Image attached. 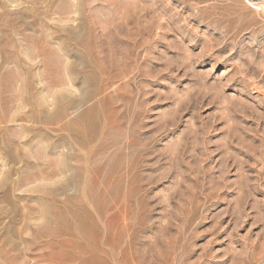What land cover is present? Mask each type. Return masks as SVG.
I'll return each mask as SVG.
<instances>
[{
    "label": "rangeland",
    "instance_id": "rangeland-1",
    "mask_svg": "<svg viewBox=\"0 0 264 264\" xmlns=\"http://www.w3.org/2000/svg\"><path fill=\"white\" fill-rule=\"evenodd\" d=\"M7 1L0 106L5 80L44 66L88 105L67 110L66 192L31 176L71 149L37 121L43 87L0 124V264H264V18L242 0Z\"/></svg>",
    "mask_w": 264,
    "mask_h": 264
},
{
    "label": "bare ground",
    "instance_id": "bare-ground-1",
    "mask_svg": "<svg viewBox=\"0 0 264 264\" xmlns=\"http://www.w3.org/2000/svg\"><path fill=\"white\" fill-rule=\"evenodd\" d=\"M11 1V2H10ZM14 0H9V2L7 1L6 3H9L10 4V6L11 5H13V4H16V6L15 7H17V3L16 2H18V1H16V2H13ZM20 1V0H19ZM1 2H2V0H1ZM0 2V7L2 6V3ZM4 6V5H3ZM6 6H7V4H6ZM12 7V6H11ZM75 7V6H74ZM32 12L34 11V10H31ZM68 11V10H67ZM75 13V12H74ZM67 14V13H66ZM259 16H261V17H263L264 18V4L262 5V9H261V13L259 14ZM2 17V16H1ZM7 17V16H6ZM5 19V18H4ZM9 20V19H8ZM7 20V22H5V24L6 25H8V27H9V25H11L13 22H10V21H8ZM22 20V19H21ZM4 22V21H3ZM3 22H1L2 23V25H3ZM24 24H25V22H24ZM23 26V25H22ZM7 27V28H8ZM15 27V26H14ZM13 27V28H14ZM11 28V27H10ZM19 30V29H18ZM73 31V30H72ZM67 32V31H66ZM76 33H77V31H76ZM14 34V33H13ZM67 34H69V35H71V34H73V33H67ZM78 34V33H77ZM74 35V34H73ZM72 35V36H73ZM22 36H23V34H22ZM5 37V36H4ZM25 37L26 36H24V38L23 39H25ZM76 37V36H75ZM9 39V38H8ZM69 39V37H67V40ZM77 39V38H76ZM79 39V38H78ZM74 40V39H73ZM6 42V41H5ZM28 42V41H27ZM42 42V41H41ZM73 42V41H72ZM21 44V43H20ZM31 44H32V41H31ZM86 44V43H85ZM6 45H8V44H6ZM22 45V44H21ZM23 46V45H22ZM85 46V45H84ZM6 47V46H5ZM33 47V48H32ZM86 47V46H85ZM19 48H20V46H19ZM31 51L30 52H28L27 53V51H26V49L25 50H22L21 48V54L24 56V58L28 61V63L29 64H34V62H36V60H38L39 58H41L40 59V61L39 62H42V63H44V65H45V61H44V52H43V47H42V49L41 48H39V46L37 47L36 45H33V46H31ZM61 48V47H60ZM83 49V48H82ZM2 50H4V49H2ZM61 51H63V50H61ZM3 53V52H2ZM5 53H9V51L8 52H5ZM12 53V52H11ZM15 53V52H14ZM13 53V55H15ZM20 53V52H19ZM50 53V52H49ZM33 54V55H32ZM20 55V54H19ZM47 55H49L48 53H47ZM16 56V55H15ZM51 56V55H50ZM10 57V56H9ZM5 60H6V57H5ZM23 60V59H22ZM26 60H24L23 61V63L24 62H27ZM2 61H4V60H2ZM5 62V61H4ZM51 63H52V61H51ZM54 63V62H53ZM47 64V63H46ZM74 65V64H73ZM51 66V65H50ZM21 66H19V68H20ZM52 67V66H51ZM56 67V66H55ZM59 67V66H58ZM46 66H44V70L43 71H40V70H38V71H34V73H32V70H31V72H27V73H22V74H18L17 73V71L15 72V73H17L18 75H16L15 74V76H16V78H13L12 80H5L4 81V86H5V89L7 88V84L9 85V87H10V89H11V91L9 90V94H8V102L5 104V106H3L4 105V103L5 102H3V104H1V106H0V110H1V113H2V116L0 117V124H2V123H5L6 124V122H8L9 124H10V122H15V120H14V116H15V114L16 113H18L19 112V114H20V112H24V110H27L28 108H27V102L29 101V99H28V96H29V91H30V86L32 87V85H41L42 87H43V89L42 90H40L41 91V93H40V96H39V99H38V103H37V108H38V110L43 106V105H46L47 106V104H48V102H50L51 103V105L49 104L48 105V107L49 108H51L50 110H49V112H46L47 114L45 115V111L43 112V111H41V110H39V111H37L38 113H39V117H40V119L39 120H37L38 122H40L41 124H43V126H45L46 125V127L47 126H58L59 124H61L59 127H58V130L57 131H61V133L63 134V133H65V135L63 136V138H65V140L67 141V142H69L70 140H71V142H70V144H71V149L69 150V151H66L64 148V151H66V152H62L61 154H60V159L58 160V161H56L55 160V162L54 163H51L50 165V167L49 168H47L48 170L46 171H42V172H38V169H37V172L38 173H36V172H34V174H33V172H32V174H31V176H33L34 177V179H35V181L37 182V181H40V180H43L44 182H47L46 184L48 185V183H49V185H51V187H53V185H56V183H54V181L55 180H57V178L59 179L60 177L62 178V177H64L65 178V180L64 181H61V184H60V186L59 187H57L56 188V190H54V189H50V191L51 190H54V191H57V190H65V192H66V190L67 189H71V188H69L70 186H71V178L69 177V179H67V175H66V173H67V171H68V168H69V170H70V167H72L73 165H72V163H78V162H80L81 160H82V157L80 156V155H77V153H75L77 150L78 151H80L79 150V147L78 146H80V142H79V140H78V135H77V133L76 134H72V132L71 131H73L72 129H71V126L74 124V122H75V120H78V118H74L73 120H71V119H69V120H67L69 117V115H67V110H68V108L71 106L72 108H73V106H75L76 108H77V106H76V103H77V105H78V103H79V105L78 106H80L81 104L80 103H83V107L87 104V98H85L83 95H81L80 93V95L81 96H79V98L78 97H76V94L73 96V98L74 97H76L75 99H73V98H71L70 96H65L63 93L64 92H66L67 94H68V92H69V94H70V92H72V93H75V92H78L79 90L78 89H76V88H74V86L72 85V80H73V77H72V75L66 70L65 72H64V79H63V81H59V82H54L53 84L47 79V77L48 76H46L47 75V71H46ZM29 69V68H28ZM58 69V68H57ZM57 69H56V71H57ZM64 69V68H63ZM71 69H72V67H71ZM19 70V72H20V69H18ZM26 71V70H25ZM62 71V70H61ZM64 71V70H63ZM55 72V71H54ZM63 74V73H62ZM51 75V74H50ZM56 76V75H55ZM54 76V77H55ZM61 77L63 76V75H60ZM14 77V76H13ZM3 78V77H2ZM6 78H8V76L6 77ZM12 78V76L10 77V79ZM37 78V80H38V82L36 83L34 80H32V79H36ZM59 79H60V77H59ZM1 80V79H0ZM3 80V79H2ZM52 80V79H51ZM87 80V79H86ZM57 81V80H56ZM90 81V80H89ZM32 82L34 83V84H32ZM70 86V87H69ZM8 87V88H9ZM41 87V88H42ZM69 87V88H68ZM33 88V87H32ZM66 88H68L69 89V91H68V89L66 90ZM36 89H38V88H36ZM72 89H73V91H72ZM32 90V89H31ZM35 90V89H34ZM38 91V90H37ZM39 91V92H40ZM44 91H45V95H44ZM17 92L18 94H15V93ZM65 93V94H66ZM91 93H92V91H91ZM0 94L2 95V93H1V87H0ZM33 95H34V93H32ZM42 94V95H41ZM83 94H85V93H83ZM35 95H36V93H35ZM71 95V94H70ZM88 95H89V93H88ZM87 95V93H86V97L88 96ZM37 96V95H36ZM1 97V96H0ZM5 97V95L3 96V98ZM90 98V97H89ZM92 98V97H91ZM30 99H31V97H30ZM49 99H50V101H49ZM92 100V99H91ZM35 102H36V100H35ZM75 104V105H74ZM88 105V104H87ZM87 105H86V107H87ZM32 106H33V104H32ZM31 107V106H30ZM89 107V106H88ZM49 108H47V109H49ZM34 109V108H33ZM78 109V108H77ZM13 110H15L14 111V113L12 114L11 112L13 111ZM87 110H88V108H87ZM84 111V110H83ZM27 112H29V111H27ZM82 112V111H81ZM8 114V116H6L5 114ZM10 113L12 114V115H10ZM29 113H31V112H29ZM36 113V112H35ZM44 113V114H43ZM85 113H87V111L85 112ZM84 113V114H85ZM24 114V113H23ZM28 114V113H27ZM29 115V114H28ZM77 117H79V116H77ZM30 118H32V117H30ZM29 118V119H30ZM82 118H83V115H82ZM81 118V119H82ZM23 119V118H22ZM22 119H19V120H22ZM34 119V118H33ZM31 120V121H30ZM30 120H28L29 121V123H31L32 122V119H30ZM63 121H66V122H64V123H62ZM82 121H83V123H85L86 124V119H82ZM22 122H24L25 123V120L23 119V121ZM21 122V123H22ZM19 123V122H18ZM5 124H3V126L5 125ZM16 124V123H15ZM34 124V123H33ZM31 125V124H30ZM35 125V124H34ZM2 126V125H1ZM12 126V125H11ZM15 126V125H14ZM13 126V127H14ZM22 127V126H21ZM92 127V126H91ZM11 128V127H10ZM16 128V127H15ZM23 128V127H22ZM20 129V128H19ZM28 129H30V126H28V127H24L23 128V130L24 131H28ZM47 129H49V128H47ZM40 130V129H39ZM52 130V129H51ZM77 132L79 133L80 132V129H78V127H77ZM15 131V130H14ZM48 131V130H47ZM23 132V131H22ZM60 133V132H59ZM29 134V133H28ZM20 135H21V133H20ZM61 135V134H60ZM23 136H24V134H23ZM26 136V135H25ZM51 136H52V134H51ZM75 138H74V137ZM23 138H25V137H22V139ZM62 138V139H63ZM80 138V137H79ZM60 139V138H59ZM61 139V140H62ZM56 141V140H55ZM60 141V140H59ZM63 141V140H62ZM80 141H82V140H80ZM23 142V141H22ZM41 143V142H40ZM54 143V142H53ZM56 143V142H55ZM57 143H58V141H57ZM63 142H61V145H63L62 144ZM26 144V143H25ZM58 144H60V143H58ZM60 145V147H62ZM52 146V145H51ZM53 147V146H52ZM59 147V146H58ZM57 147V148H58ZM68 147V146H67ZM70 148V147H69ZM46 152V151H45ZM59 154V153H58ZM42 157V156H41ZM58 157H59V155H58ZM36 158H38L37 157V155H36ZM44 158V157H43ZM45 158H47V157H45ZM86 159V158H85ZM47 162V161H46ZM89 162H90V160H89ZM49 164V163H48ZM3 165V164H2ZM4 167V166H3ZM3 169V168H2ZM34 169V168H33ZM71 170H72V168H71ZM1 171H3V170H1ZM36 173V174H35ZM79 173V172H78ZM5 174V173H4ZM3 174V177L5 176ZM84 174V173H83ZM73 175V174H72ZM71 175V176H72ZM29 176V175H28ZM31 176H30V180H31ZM76 176V175H75ZM32 177V178H33ZM24 178H26V177H24ZM54 178H56L54 181H49V180H52V179H54ZM1 179V178H0ZM27 179H28V177H27ZM26 179V180H27ZM33 179V180H34ZM2 180V179H1ZM1 180H0V182H1ZM20 180V179H19ZM29 180V179H28ZM73 180V179H72ZM81 180V179H80ZM79 180V181H80ZM5 181V180H4ZM9 181V180H8ZM15 181V180H14ZM6 182V181H5ZM16 182V181H15ZM43 182V183H44ZM57 182H60L59 180L57 181ZM76 182V180L74 181V183ZM81 182V181H80ZM79 182V183H80ZM8 183V182H7ZM31 182H27L26 181V184H24V183H22V184H24L25 186H27L28 184L29 185H32L33 184V182H32V184H30ZM42 183V184H43ZM78 182L77 183H75V184H72V186H79L80 184H79ZM11 184V183H10ZM13 184H14V182H13ZM39 185L41 184V181H40V183H38ZM46 184H44V185H42V187L44 188V186H46ZM3 185H5V184H3ZM12 185V184H11ZM20 187H22V185L21 184H18ZM23 185V186H24ZM49 185H48V187H49ZM13 186V185H12ZM11 186V187H12ZM77 186V187H78ZM4 187V186H3ZM7 187V186H6ZM18 187V186H17ZM37 187H39V188H41L40 186H37ZM36 187V188H37ZM47 187V188H48ZM55 187V186H54ZM19 188V187H18ZM34 188V187H33ZM79 188V187H78ZM4 189V188H3ZM42 189V188H41ZM0 190H1V187H0ZM73 190V189H72ZM71 190V191H72ZM42 191V190H41ZM44 191V190H43ZM68 191V190H67ZM70 191V192H71ZM46 192H47V189H46ZM79 192V191H78ZM85 192V191H84ZM3 193H5V192H3ZM77 193V192H76ZM45 194V193H44ZM47 194V193H46ZM45 194V195H46ZM54 194H56V193H54ZM54 194H53V196H54ZM3 195V194H2ZM6 195V194H5ZM81 195V194H80ZM47 196H49V195H47ZM56 196H58V193H57V195H55V197ZM55 197H53V198H55ZM68 198H69V196H67ZM66 197V198H67ZM74 197H76V196H74ZM80 197V196H79ZM83 197V196H82ZM4 198H6V196L4 197ZM50 198V197H49ZM47 199V198H46ZM51 199V198H50ZM72 200V199H71ZM50 202V201H49ZM54 202V201H53ZM65 203H66V200H65ZM78 204V203H77ZM75 206V205H74ZM77 206V205H76ZM48 209V208H47ZM75 209V208H74ZM73 210V209H72ZM66 211V210H65ZM75 211V210H74ZM80 211V210H79ZM45 216H46V214H45ZM45 216H43V217H45ZM43 217H42V219L41 220H43ZM65 217V216H64ZM68 221V220H67ZM62 224V223H61ZM45 225V224H44ZM57 225V224H56ZM105 225V224H104ZM43 228V227H42ZM73 228V227H72ZM104 230V229H103ZM83 232V231H82ZM105 233V232H104ZM121 246V245H120ZM120 248V247H119ZM119 251V250H118ZM102 254V253H101ZM112 255V254H111ZM111 257V256H110Z\"/></svg>",
    "mask_w": 264,
    "mask_h": 264
},
{
    "label": "built area",
    "instance_id": "built-area-1",
    "mask_svg": "<svg viewBox=\"0 0 264 264\" xmlns=\"http://www.w3.org/2000/svg\"><path fill=\"white\" fill-rule=\"evenodd\" d=\"M247 9L255 14H260L264 0H242Z\"/></svg>",
    "mask_w": 264,
    "mask_h": 264
}]
</instances>
